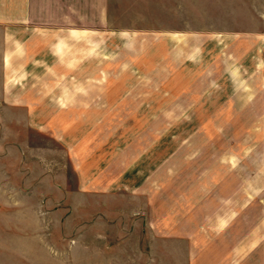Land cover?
Segmentation results:
<instances>
[{
  "label": "rangeland",
  "instance_id": "obj_1",
  "mask_svg": "<svg viewBox=\"0 0 264 264\" xmlns=\"http://www.w3.org/2000/svg\"><path fill=\"white\" fill-rule=\"evenodd\" d=\"M109 6L106 29L0 102V264H185L182 229L198 250L217 230L210 199L231 191L218 214L242 205L249 223L264 210V114L229 107L220 52L204 38L182 60L159 0Z\"/></svg>",
  "mask_w": 264,
  "mask_h": 264
},
{
  "label": "crops",
  "instance_id": "obj_2",
  "mask_svg": "<svg viewBox=\"0 0 264 264\" xmlns=\"http://www.w3.org/2000/svg\"><path fill=\"white\" fill-rule=\"evenodd\" d=\"M205 1L207 16L202 8ZM109 3L110 0H0V102L14 100L16 96L11 92L39 77L40 68L59 60L62 52L72 50L88 35L106 29L110 24ZM159 12L161 16L170 13L176 20V28L166 35H174L176 54L182 60L195 65L204 38L220 52L212 56L213 66L222 71L214 82L232 84L227 96L230 108L238 107L235 100L246 98L250 106L256 107L250 113L264 114V0H159ZM202 16L222 19L224 26L198 27L195 23ZM187 79L186 82L195 81ZM224 192L217 204L212 202L215 197L207 203L205 220L217 230L204 242L202 250L193 241V230L182 229L181 235L187 241L185 264H196L202 256L209 260L208 264H248L251 258H256L252 264H264V250L259 248L264 245V233L258 230L264 226V210L250 223L241 215L245 208L242 205L230 213L218 214L231 200V191ZM193 222H189L192 227ZM235 232L239 236L232 242ZM249 235H258L252 249L246 242L242 245ZM234 258L239 260L232 263Z\"/></svg>",
  "mask_w": 264,
  "mask_h": 264
}]
</instances>
